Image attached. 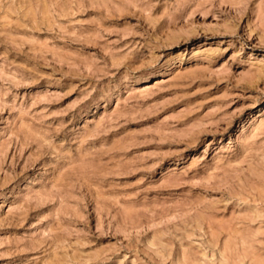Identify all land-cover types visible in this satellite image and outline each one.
I'll return each instance as SVG.
<instances>
[{
	"label": "rangeland",
	"instance_id": "374dc122",
	"mask_svg": "<svg viewBox=\"0 0 264 264\" xmlns=\"http://www.w3.org/2000/svg\"><path fill=\"white\" fill-rule=\"evenodd\" d=\"M0 264H264V0H0Z\"/></svg>",
	"mask_w": 264,
	"mask_h": 264
}]
</instances>
